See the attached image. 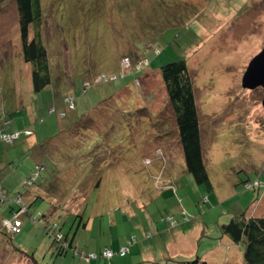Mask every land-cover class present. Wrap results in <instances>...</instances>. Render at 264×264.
Wrapping results in <instances>:
<instances>
[{"label":"rangeland","instance_id":"374dc122","mask_svg":"<svg viewBox=\"0 0 264 264\" xmlns=\"http://www.w3.org/2000/svg\"><path fill=\"white\" fill-rule=\"evenodd\" d=\"M123 1L108 3L113 9ZM136 1L127 0L116 14L123 13L126 24ZM181 1L192 3L185 19L165 0L155 2L153 9L164 15L168 11L174 21H168L154 42L159 56L150 50L141 53L148 60L147 71L97 83L99 75L119 70L125 52L121 42L135 31L144 33L143 26L111 25L89 0L42 1L46 16L40 33L53 74L52 84L34 94L32 67L21 60L16 4L0 0V133H21L13 144L0 141V187L30 204V216L21 217L20 234L0 236V264H175L196 258L206 264H243L242 246L223 237L220 228L234 215L264 217L263 92L242 87L249 61L264 46V0ZM139 3L135 12L155 19L160 15L152 13L150 0ZM179 59L186 61L192 77L210 189L196 184L185 170L174 114L158 72ZM86 80L93 85L82 94ZM65 94L75 99L72 111L63 104ZM50 106L56 114L46 113ZM58 111L66 116L59 118ZM5 114L9 116L3 119ZM87 114V127L98 138V155L92 152L100 156L96 176L86 178L91 165L78 160L79 151L67 147L61 149V161L55 156L49 161L29 149ZM23 129L32 135L24 137ZM81 129L85 132L83 125ZM106 145L108 155L103 152ZM36 164L45 170L34 186L26 187L23 182ZM55 178L65 183L67 203L64 212L47 219L57 225L47 233V221L38 220L52 203L37 186ZM254 182L261 187L245 189ZM30 193L40 198H26ZM9 205L1 207L0 227L3 218L11 217ZM57 231L63 236L62 255L54 240ZM120 249H125L124 256L118 255ZM104 251L113 257L102 258Z\"/></svg>","mask_w":264,"mask_h":264},{"label":"trees","instance_id":"16d2710c","mask_svg":"<svg viewBox=\"0 0 264 264\" xmlns=\"http://www.w3.org/2000/svg\"><path fill=\"white\" fill-rule=\"evenodd\" d=\"M13 1L16 4L17 13H18L21 60L23 63L28 64L32 67L31 76H30V82L32 87L31 91L32 93L37 94L52 84V74H53L47 60L48 49L40 33L43 18H45L46 16L45 5L43 4L44 0H13ZM150 1L152 3L151 4L152 9L155 8L156 6L155 2H158V0H150ZM165 1L167 5H169L170 8L173 10L174 14L176 16H179L178 18L180 19L182 18L185 19L184 17H186L187 11L192 9V3L188 1L186 2H183L181 0H170L171 2L169 0H165ZM125 2H127V0H124L121 5H116V8L112 9L110 8L112 7V4L108 3V0H106V2L105 0H89V6H91L92 9L95 10V12H97L100 16L104 17L105 22L111 21L110 22L111 25L116 24L117 27L119 28L128 27V29L133 27V25L137 22L139 26H143L142 28H144V33L135 31L130 35L129 38H126V40H123L121 42L120 48L122 50H125V52H122L121 54L122 57L119 58V62H121L124 58L126 59L129 67L128 73H125L123 71L124 69L120 68V63H118L119 70L114 72L113 74H109L106 77H102V79L99 80L100 82H105L104 79H107L109 81H117L124 79L129 75H138L141 73L143 74L145 71H147L148 60L143 56L141 57V53L144 50H150L153 52V55L155 57L159 56L160 55L159 50L154 47L155 45L154 42L158 40V37H161L162 35L161 31L164 32L165 30L164 28L167 27L166 24L168 23V21L170 22L174 21V17L170 18L169 15L167 14L168 11H166V14L164 15V13L162 14V11H156L155 9H153L152 13L159 12L160 14L157 16L158 18L156 17V19L147 16V14L145 17V13L141 15L135 12L136 8H139L141 3V1L139 3V0H137L134 6L135 8L132 11H130L128 15V18H131L130 23L126 24L124 23L123 13L122 15H116L119 14L118 11L120 12L122 11L121 7H123ZM89 6H88V10L90 11L91 8H89ZM148 23L155 24L151 27L152 28L151 30L147 28ZM111 30L113 32V37L114 35L116 36V34L114 33V29L111 28ZM30 31L33 32L31 38L29 35ZM158 72L160 74L162 83L164 85L167 101L169 103V106H171L174 114L175 125L178 132L179 143L181 146V152H182L185 170L188 174L192 176L196 184L205 185L208 189H210L211 186L205 168L204 159L202 156L200 126H199V120H198L197 109L195 104L193 82L188 65L185 60L179 59L177 61H172L161 66L158 69ZM112 77H114V79H111ZM4 78L7 80L6 75H4ZM94 78H96V76L93 77V79ZM57 79L54 81H56V84L58 85ZM135 79L136 78L134 77V80ZM84 83L88 84V86H85ZM92 85L93 84H91L90 81L88 80L84 81L81 87L82 94L86 92L87 89L90 88ZM5 88L6 87H4V90H1V93L6 90ZM121 90L122 89L120 88L119 91L113 94L109 99L112 100L118 97L117 95L120 94ZM69 97H72L73 109L69 108V104L66 103V100ZM74 100L75 99L72 95H68V94L63 95V104L66 106L67 110L72 111L75 109ZM109 101H104L102 103L105 102L108 103ZM100 106L101 105H99V107ZM46 113L56 114L55 107L53 106L48 107ZM8 116L9 115L5 114L4 115L5 118L3 116L2 118L6 119V117ZM57 116L59 118H63L66 116V113L62 111H58ZM89 117H90L89 114L83 116L75 123L70 124L66 129L59 130L54 135L46 137L42 142H36L32 144L29 149L32 152H37L38 154L40 153L39 155H43V157L45 159H48L49 161L55 159V157L59 158V160L61 161L62 160L61 158L63 156V154L61 155V149H64L65 152V149L67 147L74 149L77 152L79 151L80 156L78 160H81L83 163H90L91 165L89 174L86 176V178L91 175L96 176L97 173L100 171L99 164H97L98 162H100L99 160H97V157L99 158L100 156H93L92 152L93 154L98 155L97 153L98 148L94 149L95 143L98 141V138L96 137V134L92 133L93 131L91 132V130H89V128L87 127L86 121L89 120ZM84 119L85 121L82 122V120ZM39 121L42 122L43 120L40 119ZM6 122H7L6 120L3 121L4 126L7 124ZM82 125L85 132L82 131L81 129ZM85 128H87V130ZM21 131H22V135L26 138L32 135V132L27 129H23ZM14 134H17V137L13 138L10 142H7L2 138V136L4 135L12 136ZM20 135L21 133L17 131L0 133V141L7 144H13L20 137ZM107 146L108 145L103 147L104 148L103 152L104 153L107 152L105 154L108 155L109 151H107ZM80 147H85V148L79 149ZM44 170L45 167L43 164H36L35 168L32 170L29 177H27L26 180L23 182V185H25L26 187L34 186L41 172H43ZM29 182L31 183L29 184ZM100 182H101V178L99 173V176L96 177V180L94 182L95 183L94 187L97 188L100 185ZM37 187L43 188V190L45 191V195H47V197L51 199L52 208L50 209L49 213L42 214L41 218L38 220L40 221V223L43 224H45L44 220L47 221V225L44 228L47 231V233H49L50 229L57 227L55 223L48 221L49 218H52L54 215L58 214V212L65 211L64 205H66L67 203V200H64L65 183L59 180V178L58 179L55 178L52 181V183L51 181L48 184L45 182ZM245 189H249V188L245 187ZM254 189H256V187L252 188V190ZM0 190H1L0 211L2 205L10 204L8 207L11 215L10 219L3 218L1 220L0 236L18 235L20 234L22 227L21 217L23 215L30 216L29 215L30 204L26 205L22 201L23 199L20 194L10 196L4 191L3 188L0 187ZM31 194L32 193L28 194L26 198L29 199L31 198L33 201L40 198L34 193L32 194L34 195V197ZM69 203L70 201L68 202V204ZM15 205H17L18 207H15ZM58 208H60L61 210H59ZM70 213L76 214V212L72 210H70ZM13 218L21 222V226L17 234L10 232L3 225L4 221L7 220L11 221ZM83 228H85V224H83ZM220 232L221 235L223 237H226L231 243L242 246L243 264H264V217L252 216V214H247V213H243L238 216L234 215L229 221V223H227L226 225H221ZM62 237L63 236L61 235V233L57 231V235L54 238L55 243L58 244V248H59L58 253L60 255L65 253L61 243ZM105 252L111 253L110 251H104L103 253L105 254ZM102 254H101L102 258H105L107 260L112 258L114 255L113 253H111V257L108 258L107 256ZM118 255L121 256V249L119 250ZM175 264H206V263L205 261L196 258L193 261L176 262Z\"/></svg>","mask_w":264,"mask_h":264},{"label":"water","instance_id":"95a60500","mask_svg":"<svg viewBox=\"0 0 264 264\" xmlns=\"http://www.w3.org/2000/svg\"><path fill=\"white\" fill-rule=\"evenodd\" d=\"M242 87L247 89L260 87L263 92L264 109V46L261 52L249 61L242 77Z\"/></svg>","mask_w":264,"mask_h":264},{"label":"built area","instance_id":"2783aa9c","mask_svg":"<svg viewBox=\"0 0 264 264\" xmlns=\"http://www.w3.org/2000/svg\"><path fill=\"white\" fill-rule=\"evenodd\" d=\"M123 62H124V63H123ZM120 66H121L122 69H125V66L128 67V63H127L126 59H124V60H122V61L120 62ZM102 77H105L104 74H102L101 76H99V79H98L97 81H94V82H99V80L102 79ZM111 79H114V77H112ZM84 84H85V86H88V84H86V83H84ZM66 103L69 104V108L73 109L72 97L67 98ZM15 137H17V134H14V135H12V136H7V135L2 136V138H3L4 140H6L7 142H10V141H11L13 138H15ZM30 183H31V182H29V184H30ZM252 186H255V187H256V186H259V183H258V182H254L252 185H247L246 188H250V187H252ZM0 194H1V190H0ZM3 225H4V226H5L10 232H12V233H14V234H17V233L19 232V228H20V226H21V223H20L19 220L13 218L11 221H9V220H8V221H4V222H3ZM124 253H125V249H121V256H123ZM104 255L107 256L108 258L111 257V253H109V252H105Z\"/></svg>","mask_w":264,"mask_h":264},{"label":"clouds","instance_id":"9594fccd","mask_svg":"<svg viewBox=\"0 0 264 264\" xmlns=\"http://www.w3.org/2000/svg\"><path fill=\"white\" fill-rule=\"evenodd\" d=\"M247 185H252V184H247ZM247 185H246V186H247ZM246 186H245V187H246ZM253 187H255V186H252V187H250V188H253ZM259 187H261V186H260V185H259V186H256V188H259ZM250 188H249V189H250Z\"/></svg>","mask_w":264,"mask_h":264},{"label":"crops","instance_id":"0c3cea01","mask_svg":"<svg viewBox=\"0 0 264 264\" xmlns=\"http://www.w3.org/2000/svg\"><path fill=\"white\" fill-rule=\"evenodd\" d=\"M3 117H4V115H3ZM5 118V117H4ZM34 144V143H33Z\"/></svg>","mask_w":264,"mask_h":264},{"label":"bare ground","instance_id":"6f19581e","mask_svg":"<svg viewBox=\"0 0 264 264\" xmlns=\"http://www.w3.org/2000/svg\"><path fill=\"white\" fill-rule=\"evenodd\" d=\"M8 221V220H7ZM21 223V222H20Z\"/></svg>","mask_w":264,"mask_h":264},{"label":"flooded vegetation","instance_id":"af4514ba","mask_svg":"<svg viewBox=\"0 0 264 264\" xmlns=\"http://www.w3.org/2000/svg\"><path fill=\"white\" fill-rule=\"evenodd\" d=\"M62 246H63V244H62Z\"/></svg>","mask_w":264,"mask_h":264}]
</instances>
